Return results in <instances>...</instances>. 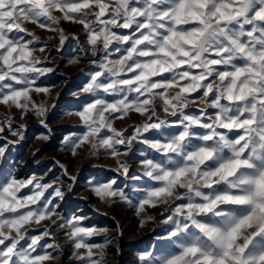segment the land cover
<instances>
[{
	"label": "snow or ice",
	"instance_id": "1",
	"mask_svg": "<svg viewBox=\"0 0 264 264\" xmlns=\"http://www.w3.org/2000/svg\"><path fill=\"white\" fill-rule=\"evenodd\" d=\"M62 21L83 26L81 52L96 59L69 61L93 67L81 71L79 91L70 90L78 99L66 115L82 125L61 150L103 149L104 158L116 159L113 171L142 182L126 191L119 177L89 180L85 191L138 212L173 205L159 221L167 225L159 247L140 254V264H264V0H0V104L19 110L21 120L29 113L40 118L44 140L51 139L48 113L56 105L37 103L31 93L52 98L55 85L38 81L57 66L50 65L51 53L33 55L50 45L25 25L57 33L60 52L65 41L81 43L79 35L64 34ZM195 103L203 105L198 113L185 111ZM158 107L175 119L161 118ZM130 113L143 121L117 130L115 121ZM26 127L5 118L0 134L17 140L0 135V163L25 140ZM130 160L142 171L132 172ZM54 164L63 176L47 182L19 179L14 168L0 177V264L59 260L53 236L59 228L67 230L72 256L84 250L81 264H107L93 250L109 241L92 240L107 229L57 211L76 177ZM64 178L71 182L66 190L55 182ZM45 220L53 227L30 228Z\"/></svg>",
	"mask_w": 264,
	"mask_h": 264
},
{
	"label": "rangeland",
	"instance_id": "2",
	"mask_svg": "<svg viewBox=\"0 0 264 264\" xmlns=\"http://www.w3.org/2000/svg\"><path fill=\"white\" fill-rule=\"evenodd\" d=\"M25 27L39 38L40 44L47 43L50 45L45 53L36 51L33 55L43 58L48 53H51L50 65L57 66L54 73L43 76L38 81V83L42 82L46 85H55L51 89L50 95L52 98L44 94L31 93L37 103L56 105L48 113L47 122L52 130L51 139L44 140L38 138L42 134H47V129L43 128L40 118L29 113L21 120L19 119V110L15 108L10 109L0 104V125H4L5 118H7L12 122L13 126H27L25 140L10 146L6 152L7 160L0 163V177H7L9 172L14 168L15 175L19 179L30 177L40 179L43 177L44 182H47L55 176H63L61 169L54 164V162L58 161L68 169L70 175L76 177V184L73 191L66 194L64 201L61 202L57 211L62 216L68 218L73 216L84 217L83 225L86 227L95 226L98 229H107V231L100 232L92 238L95 242L109 241L106 248L93 250L97 256L102 254L107 260V264H140V254L153 250L154 246L159 247L160 242L157 237L163 234L164 229L167 227V225L159 221L169 213L173 205L170 202L169 204L158 205L155 208L146 206L143 212H138L136 208L130 207L123 202L109 205L95 198L91 192L85 191L89 180L107 182L112 178L119 177V183L122 187H125L126 191H131L133 187L141 186L142 182L125 179L113 171L117 167L116 159L104 158L103 149L96 155L91 154V148L88 144L77 149L76 155H72L69 151L61 150L62 140L74 132L81 131L82 125V122L75 115H66L67 112L76 110L75 103L78 99L69 94L70 90L79 91L77 85L82 82L81 71H86L93 67L88 62L69 64V61L78 56L82 60L90 61L96 59V57H92L91 55L84 57V54L81 52V47H87L83 39V26L66 21L61 22L60 27L64 29V34L69 36L72 34L79 35L81 43L78 46L75 41H65L63 49L60 52L54 50L59 46V36L57 33L41 29L32 23H27ZM175 91L176 89L169 90V95H172ZM57 96H59V99H54ZM201 107L203 105L198 103L190 104L189 109L185 111L190 110L198 113ZM157 111L161 112L159 107ZM161 118L175 119L174 117L164 115L162 112ZM143 119L144 117L137 113H130L124 119L116 120L113 126L117 130L127 128L128 131H131L132 128L130 126L141 123ZM0 135L6 137L7 140H17V137L9 135L7 131ZM3 143L4 140L0 139V144ZM139 147L140 145L133 142V151H136ZM131 155L129 153V156ZM119 159L128 160L129 158L121 156ZM129 163L132 172L139 173L142 171L135 161L130 160ZM50 168L52 171H49ZM55 182L62 185L65 190L68 188L69 183H71L66 178L56 180ZM24 192H27V189H22L20 195H23ZM136 198L138 199V197ZM57 219L58 217L56 216L52 217V220ZM45 226L53 227L52 221L45 220L40 225H31L30 228L40 230ZM66 231V229L59 228L53 232L55 243L61 247L59 260L50 262V264H81L79 255L84 250L81 249L77 252L76 256H72L73 247L69 242V237L64 234ZM47 242L52 241L48 240ZM49 251L52 250L49 249Z\"/></svg>",
	"mask_w": 264,
	"mask_h": 264
}]
</instances>
